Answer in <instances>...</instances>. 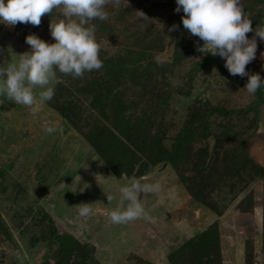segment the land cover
<instances>
[{
    "label": "rangeland",
    "instance_id": "1",
    "mask_svg": "<svg viewBox=\"0 0 264 264\" xmlns=\"http://www.w3.org/2000/svg\"><path fill=\"white\" fill-rule=\"evenodd\" d=\"M240 3L253 29L264 24V0ZM176 7L109 0L108 18L90 22L101 69L56 70L53 99L31 107L0 94V264H264V100L198 51ZM61 18L0 24V65L30 51L28 35L54 43ZM257 43L246 71L264 78ZM133 177L160 190L140 194L146 217L114 224Z\"/></svg>",
    "mask_w": 264,
    "mask_h": 264
},
{
    "label": "clouds",
    "instance_id": "2",
    "mask_svg": "<svg viewBox=\"0 0 264 264\" xmlns=\"http://www.w3.org/2000/svg\"><path fill=\"white\" fill-rule=\"evenodd\" d=\"M109 0H0V24L15 26L18 23L39 26L41 18L54 9H62V17L49 24L54 43L42 40L36 34L28 35L25 42L30 51L18 55V62L0 65V94L17 104L33 106L39 101L53 99L55 90L49 86L56 77V70L73 78L103 67L96 28L90 22L108 18L106 5ZM176 13L181 11L183 28L199 37L203 54L219 56L232 76L247 77L245 88L255 94L264 88V78L259 73L249 74L246 66L256 59L258 43L264 42V24L252 27V21L241 6L240 0H175ZM174 25L170 31H175ZM248 33H254L252 38ZM39 88L40 91L34 92ZM54 127L45 128L52 134ZM145 178H130L120 188L119 205L110 212L114 224L128 223L146 217L141 193L160 190L159 183H142ZM111 200V197H107ZM81 217L92 214L91 203L75 206Z\"/></svg>",
    "mask_w": 264,
    "mask_h": 264
},
{
    "label": "trees",
    "instance_id": "3",
    "mask_svg": "<svg viewBox=\"0 0 264 264\" xmlns=\"http://www.w3.org/2000/svg\"><path fill=\"white\" fill-rule=\"evenodd\" d=\"M184 38H185V36H184ZM190 46L192 45L191 43H188ZM197 48H199L198 46H197ZM263 89L264 88H261V89H259L257 92H256V100H257V102L259 103V104H261L262 102H263V100H264V94H263ZM97 150H99V145L97 144V145H95L94 146ZM106 161V160H105Z\"/></svg>",
    "mask_w": 264,
    "mask_h": 264
},
{
    "label": "built area",
    "instance_id": "4",
    "mask_svg": "<svg viewBox=\"0 0 264 264\" xmlns=\"http://www.w3.org/2000/svg\"><path fill=\"white\" fill-rule=\"evenodd\" d=\"M199 44H196V46H198Z\"/></svg>",
    "mask_w": 264,
    "mask_h": 264
}]
</instances>
